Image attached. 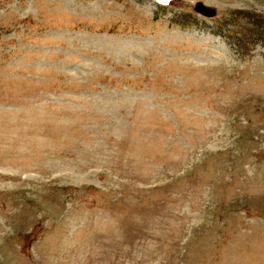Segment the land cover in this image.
<instances>
[{"label":"rangeland","instance_id":"rangeland-1","mask_svg":"<svg viewBox=\"0 0 264 264\" xmlns=\"http://www.w3.org/2000/svg\"><path fill=\"white\" fill-rule=\"evenodd\" d=\"M0 264H264V0H0Z\"/></svg>","mask_w":264,"mask_h":264},{"label":"water","instance_id":"water-1","mask_svg":"<svg viewBox=\"0 0 264 264\" xmlns=\"http://www.w3.org/2000/svg\"><path fill=\"white\" fill-rule=\"evenodd\" d=\"M194 11L208 18L213 17L215 15L214 10L204 6L202 3H196Z\"/></svg>","mask_w":264,"mask_h":264}]
</instances>
